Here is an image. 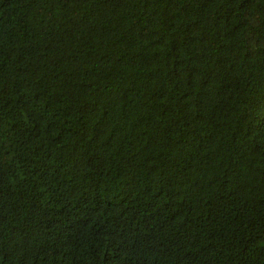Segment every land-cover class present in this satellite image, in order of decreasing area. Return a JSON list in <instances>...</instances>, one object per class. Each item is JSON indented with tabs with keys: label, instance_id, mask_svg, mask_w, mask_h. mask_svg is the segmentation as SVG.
<instances>
[{
	"label": "trees",
	"instance_id": "obj_1",
	"mask_svg": "<svg viewBox=\"0 0 264 264\" xmlns=\"http://www.w3.org/2000/svg\"><path fill=\"white\" fill-rule=\"evenodd\" d=\"M0 264H264V0H0Z\"/></svg>",
	"mask_w": 264,
	"mask_h": 264
}]
</instances>
